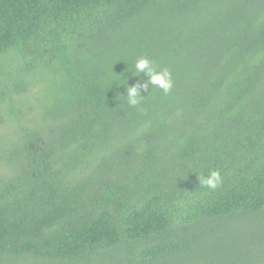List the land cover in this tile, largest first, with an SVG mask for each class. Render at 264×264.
I'll return each mask as SVG.
<instances>
[{"label": "trees", "instance_id": "trees-1", "mask_svg": "<svg viewBox=\"0 0 264 264\" xmlns=\"http://www.w3.org/2000/svg\"><path fill=\"white\" fill-rule=\"evenodd\" d=\"M0 264H264V0H0Z\"/></svg>", "mask_w": 264, "mask_h": 264}, {"label": "clouds", "instance_id": "clouds-1", "mask_svg": "<svg viewBox=\"0 0 264 264\" xmlns=\"http://www.w3.org/2000/svg\"><path fill=\"white\" fill-rule=\"evenodd\" d=\"M132 75L139 76L143 73L147 78L143 82H139L132 86H127L126 80L121 78L119 85L125 86L126 91L121 96L125 98V102L129 107L140 108L146 96L141 95V92H148L149 86H153L163 92L165 95L169 94L173 88L172 74L167 68L157 69L154 63L147 57L141 56L135 60L131 66ZM222 183V176L218 170H212L207 176L200 179V185L209 190H215Z\"/></svg>", "mask_w": 264, "mask_h": 264}]
</instances>
